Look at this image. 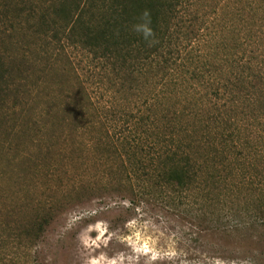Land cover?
Returning a JSON list of instances; mask_svg holds the SVG:
<instances>
[{"label": "trees", "instance_id": "16d2710c", "mask_svg": "<svg viewBox=\"0 0 264 264\" xmlns=\"http://www.w3.org/2000/svg\"><path fill=\"white\" fill-rule=\"evenodd\" d=\"M67 48L84 78L45 112ZM59 111L67 148L163 208L264 230V0H0V128H54Z\"/></svg>", "mask_w": 264, "mask_h": 264}, {"label": "rangeland", "instance_id": "374dc122", "mask_svg": "<svg viewBox=\"0 0 264 264\" xmlns=\"http://www.w3.org/2000/svg\"><path fill=\"white\" fill-rule=\"evenodd\" d=\"M78 51L61 52L45 112L84 78ZM57 113L54 128L48 117L38 132L16 122L0 128V264H264V230L251 229L249 215L163 208L158 196L142 195L144 183L67 148Z\"/></svg>", "mask_w": 264, "mask_h": 264}, {"label": "clouds", "instance_id": "9594fccd", "mask_svg": "<svg viewBox=\"0 0 264 264\" xmlns=\"http://www.w3.org/2000/svg\"><path fill=\"white\" fill-rule=\"evenodd\" d=\"M141 19L144 22L135 25L134 30L138 33H141L143 37L147 40L150 37L154 36L153 29L150 27V24H151L150 13L147 10H145Z\"/></svg>", "mask_w": 264, "mask_h": 264}]
</instances>
